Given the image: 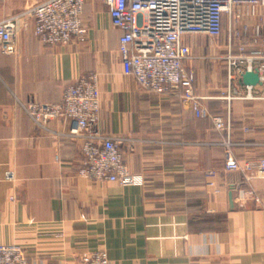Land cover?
Here are the masks:
<instances>
[{"label":"crops","instance_id":"obj_1","mask_svg":"<svg viewBox=\"0 0 264 264\" xmlns=\"http://www.w3.org/2000/svg\"><path fill=\"white\" fill-rule=\"evenodd\" d=\"M42 1L0 0V22ZM81 20L84 43L44 46L30 25L16 55L0 54V245H20L27 264H77L96 251L114 264H264V179L251 182L259 205L232 204V190L246 183L224 168L221 134L177 98L142 91L122 73V32L101 0H84ZM248 36L247 54L264 63V25ZM199 39L185 40L195 94L229 122L237 160L264 158V71L248 98L241 78L229 79L220 47ZM89 73L98 76L100 131L142 141L121 146L140 186L79 176L80 140L58 135L71 122L42 131L18 103H59L64 87Z\"/></svg>","mask_w":264,"mask_h":264},{"label":"built area","instance_id":"obj_2","mask_svg":"<svg viewBox=\"0 0 264 264\" xmlns=\"http://www.w3.org/2000/svg\"><path fill=\"white\" fill-rule=\"evenodd\" d=\"M108 9L112 27L122 32L118 53L122 73L131 76L142 91L158 96H171L187 105L197 118L207 119L221 134L219 145L224 149V168L242 174L246 188L232 190L231 203L240 207L252 201L260 204L254 179H264V158L240 161L234 157L237 143L230 138V124L212 115L194 92V75L184 63L192 59L185 38L206 35L216 39L222 35L223 20L229 19L228 50L225 61L229 79L241 78L244 72L264 71L259 57L247 54V26L242 33L235 24L245 16L252 17L254 9L264 7V0H101ZM84 0H43L0 22V54L16 55L19 34L31 25L34 35L44 46H65L84 43L86 29L81 15ZM241 7H246L243 12ZM258 30L255 32V34ZM243 34V35H242ZM220 59V58H219ZM252 86H246L251 98ZM228 99V97H227ZM25 114L40 130L49 129L53 121L69 120L71 128L58 134L80 140L78 175L94 181L113 182L120 186H140L143 177L129 172L124 163L121 146L132 149L141 140L99 129L100 94L98 76L89 73L68 83L59 103H38L33 99L18 102ZM214 187V172L207 173ZM12 179V174L7 175ZM216 192V191H215ZM0 264H27L23 248L17 244L0 245ZM77 264H114L105 251L82 255Z\"/></svg>","mask_w":264,"mask_h":264},{"label":"rangeland","instance_id":"obj_3","mask_svg":"<svg viewBox=\"0 0 264 264\" xmlns=\"http://www.w3.org/2000/svg\"><path fill=\"white\" fill-rule=\"evenodd\" d=\"M241 8H242V10H245V11L247 10L246 7H241ZM261 8L262 9L260 11L258 10L259 12H256V13L254 12L255 16H252V17L245 16L242 20H239V22L237 24H235V28L237 30H239L240 32L245 33L243 28H244V25H246L247 26L246 34H248V33L253 34L257 30L261 29V27L264 25V7L262 6ZM228 35H230L229 34V19L227 18V16H225L224 20H223V32H222V35L220 36V38H218L217 40L214 41L213 39L209 38L206 35H190V36L186 37L185 40H186V42L188 41L189 42L188 45H190V44H193L191 41H194V39L201 38L204 45H206V46H208L209 44H215L214 46L220 47V50L219 49L217 50V54L219 53L217 55V57L220 58L221 63L226 65L225 61L221 60V58L223 59L227 55V54H223L224 53L222 51L223 46H221V45H223L222 44L223 40H225V41L227 40L225 38H227ZM248 37L251 38V36H248ZM248 37H247V39H248ZM201 39H199V40H201ZM219 39H220V42L218 41ZM218 43H220V44L218 45ZM190 48H191V46H190ZM191 50H193V48H191Z\"/></svg>","mask_w":264,"mask_h":264},{"label":"water","instance_id":"obj_4","mask_svg":"<svg viewBox=\"0 0 264 264\" xmlns=\"http://www.w3.org/2000/svg\"><path fill=\"white\" fill-rule=\"evenodd\" d=\"M241 80L246 86H256L260 84L259 73L256 69L252 72H244L241 75Z\"/></svg>","mask_w":264,"mask_h":264}]
</instances>
